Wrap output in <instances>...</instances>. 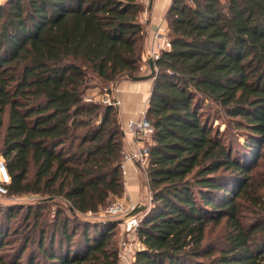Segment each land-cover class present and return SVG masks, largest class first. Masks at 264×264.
<instances>
[{
	"label": "trees",
	"instance_id": "trees-1",
	"mask_svg": "<svg viewBox=\"0 0 264 264\" xmlns=\"http://www.w3.org/2000/svg\"><path fill=\"white\" fill-rule=\"evenodd\" d=\"M144 9L0 4L7 195L37 196L0 201V264H120L119 222L83 215L124 195V126L116 105L86 94L141 75ZM166 18L146 110L151 206L133 264H264V0H173Z\"/></svg>",
	"mask_w": 264,
	"mask_h": 264
},
{
	"label": "crops",
	"instance_id": "crops-1",
	"mask_svg": "<svg viewBox=\"0 0 264 264\" xmlns=\"http://www.w3.org/2000/svg\"><path fill=\"white\" fill-rule=\"evenodd\" d=\"M140 1L145 7L144 11L139 16V19L144 25L146 40L141 75H146L151 71L147 62L150 58V52L153 49L162 50L165 46V41L169 39V27L166 15L173 0ZM153 86L154 77L143 80H133L129 77H125L116 84L114 95L119 101L117 107L123 122L125 133L123 153H128L137 147V143L133 136L127 132L126 125L129 120L137 119L142 113L146 112ZM87 95L90 98L98 99L100 97V91L91 88L87 91ZM143 168L138 163H126V174L124 175L125 192L124 195L119 198L120 200H125L135 205L140 204L143 197L142 185L144 183L141 179ZM137 239L136 241L139 243H136V246L142 245L141 241Z\"/></svg>",
	"mask_w": 264,
	"mask_h": 264
},
{
	"label": "built area",
	"instance_id": "built-area-1",
	"mask_svg": "<svg viewBox=\"0 0 264 264\" xmlns=\"http://www.w3.org/2000/svg\"><path fill=\"white\" fill-rule=\"evenodd\" d=\"M170 46V39L165 41V46L162 48L166 49ZM159 49H153L149 57L153 60L159 58L161 51ZM143 69V66L140 68ZM105 93L103 95V103L116 105L118 106L119 101L115 96H111L112 93L109 92L107 88L104 89ZM127 132H129L134 140L137 143V147L132 149L128 153H123V159L121 163L123 174H126V163H138L142 167H147L149 162V151L150 146L154 143L153 135L154 128L151 121L146 116V112L142 113L141 116L137 119H131L127 122L126 125ZM11 182V176L8 171L5 159L0 156V196H4L8 194V185ZM136 208L135 204L125 205L122 201H116L107 206L104 210V213L107 216H118L125 213V217L123 219V225L125 226V231L130 234H137V229L140 224V221L143 215L139 216L129 215L131 211ZM128 213V214H126ZM142 245H133L132 243H125L120 251V264H133L135 259L136 251L141 249Z\"/></svg>",
	"mask_w": 264,
	"mask_h": 264
},
{
	"label": "rangeland",
	"instance_id": "rangeland-1",
	"mask_svg": "<svg viewBox=\"0 0 264 264\" xmlns=\"http://www.w3.org/2000/svg\"><path fill=\"white\" fill-rule=\"evenodd\" d=\"M6 0H0V4L1 3H4ZM141 74H142V70H141ZM115 88L116 86L113 88L112 90V94L111 96H115L114 92H115ZM94 89V88H93ZM95 89H97V91L99 90L100 91V97L98 99L96 98H90L87 94H86V97L88 99H93L95 101H102L103 99V95L105 93V90L101 89V87H95ZM5 119H7V116H5ZM215 125H220L221 127V130L223 129H226L227 128V125L226 123H222V122H218L216 121L215 122ZM231 138H236V133L233 131L232 135L230 136ZM241 139L243 140V137H241ZM143 168V167H142ZM144 169V168H143ZM141 179L143 181V185H142V193H143V197H142V200L140 201V204L139 205H142V206H145V209L140 211L139 213H137V215L141 216L143 215L147 208H149L151 206V193H150V190H149V185H148V181H147V178H146V174L142 171L141 173ZM37 199V196L35 195H21V196H8V195H4V196H0V201L3 203V205H9V204H26V203H30V202H33ZM120 199H116V200H113L112 202H110L108 204V206L110 204H112L113 202H116V201H119ZM122 201L125 205H131V203L125 201V200H120ZM142 203V204H141ZM138 205H136L137 207ZM107 208V206H106ZM105 208V209H106ZM101 210L99 213H87V214H84L83 216L89 220H97V219H115L119 222V225H118V229H117V233H118V240L120 242V249H122L123 245H124V242L125 243H132L133 245L136 246V243H139L138 241H136V239L138 238L137 237V234H130V233H127L125 231V226L123 225V222L122 220L124 219V217L126 216L125 213L124 214H121V215H118V216H107L105 213H104V210ZM128 214V213H126ZM215 237V233L212 234V238ZM138 240V239H137Z\"/></svg>",
	"mask_w": 264,
	"mask_h": 264
},
{
	"label": "water",
	"instance_id": "water-1",
	"mask_svg": "<svg viewBox=\"0 0 264 264\" xmlns=\"http://www.w3.org/2000/svg\"><path fill=\"white\" fill-rule=\"evenodd\" d=\"M147 62L149 64V67H150V70H151L149 74L138 75V76L129 75L128 77L133 79V80H143V79H148V78L154 77L155 73H156L155 61L152 58H149ZM144 209H145V206L138 205L133 211H131L129 213V215H135V214L139 213L140 211H142Z\"/></svg>",
	"mask_w": 264,
	"mask_h": 264
}]
</instances>
